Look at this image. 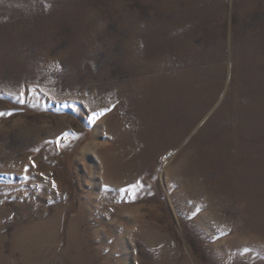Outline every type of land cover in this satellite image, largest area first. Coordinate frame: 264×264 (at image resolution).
Returning <instances> with one entry per match:
<instances>
[{
  "label": "rangeland",
  "instance_id": "obj_1",
  "mask_svg": "<svg viewBox=\"0 0 264 264\" xmlns=\"http://www.w3.org/2000/svg\"><path fill=\"white\" fill-rule=\"evenodd\" d=\"M0 113V264H264V0H0Z\"/></svg>",
  "mask_w": 264,
  "mask_h": 264
},
{
  "label": "bare ground",
  "instance_id": "obj_2",
  "mask_svg": "<svg viewBox=\"0 0 264 264\" xmlns=\"http://www.w3.org/2000/svg\"><path fill=\"white\" fill-rule=\"evenodd\" d=\"M182 260V259H181ZM183 261V260H182ZM184 262V261H183ZM187 263V262H186ZM186 263H183V264H186Z\"/></svg>",
  "mask_w": 264,
  "mask_h": 264
},
{
  "label": "snow or ice",
  "instance_id": "obj_3",
  "mask_svg": "<svg viewBox=\"0 0 264 264\" xmlns=\"http://www.w3.org/2000/svg\"><path fill=\"white\" fill-rule=\"evenodd\" d=\"M22 102V101H21ZM0 114H2V113H0Z\"/></svg>",
  "mask_w": 264,
  "mask_h": 264
}]
</instances>
